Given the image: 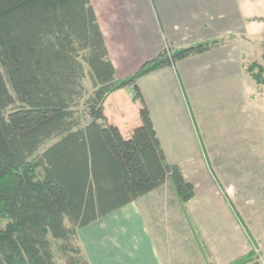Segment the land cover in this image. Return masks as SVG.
<instances>
[{
    "label": "trees",
    "instance_id": "1",
    "mask_svg": "<svg viewBox=\"0 0 264 264\" xmlns=\"http://www.w3.org/2000/svg\"><path fill=\"white\" fill-rule=\"evenodd\" d=\"M225 41L167 45L118 79L90 0H0V264H58L57 252L65 264H90L80 229L167 182L182 203L194 199V184L166 158L138 81ZM243 68L264 85L263 64ZM128 87L142 121L130 139L104 114L106 99Z\"/></svg>",
    "mask_w": 264,
    "mask_h": 264
},
{
    "label": "rangeland",
    "instance_id": "2",
    "mask_svg": "<svg viewBox=\"0 0 264 264\" xmlns=\"http://www.w3.org/2000/svg\"><path fill=\"white\" fill-rule=\"evenodd\" d=\"M242 6L243 13L264 16V0H242ZM242 34L255 41L264 36V23L244 24ZM261 43L256 53L246 55L243 63L258 61L264 65V40ZM242 79L243 113H221L218 101L209 100L201 87L196 92L185 90L184 80L179 98L173 86L170 91L178 101L177 113H153L160 118L159 130L169 161L181 166L185 179L194 184L196 196L182 203L167 182L141 198L134 209L140 212L138 221L146 223L153 233L159 253V260L148 264H230L251 251L255 252L251 264H264V85H257L245 70ZM86 85L90 88L88 81ZM255 86L259 113H246L249 105L251 111L255 110ZM135 93L133 87H128L116 92L112 99L141 107L133 99ZM152 93L148 96L155 104L165 102V94L158 99L157 92ZM107 223L108 219L101 220L92 232H105ZM84 240L82 244L88 250ZM99 250L107 254L122 250L119 253L133 255L138 248L135 245ZM143 257L132 261L143 263ZM56 259L58 264H65L58 252ZM127 260L128 257L109 255L105 262L90 263L122 264Z\"/></svg>",
    "mask_w": 264,
    "mask_h": 264
},
{
    "label": "crops",
    "instance_id": "3",
    "mask_svg": "<svg viewBox=\"0 0 264 264\" xmlns=\"http://www.w3.org/2000/svg\"><path fill=\"white\" fill-rule=\"evenodd\" d=\"M90 1L118 79L138 71L167 45L179 48L196 42L226 38L223 44L204 54L181 60L176 66L154 71L138 81L157 136L170 164L179 165L177 162L169 161L166 144L159 130L161 121L153 113H177L175 104L178 101L174 100V96L170 93L172 86L174 92H179L174 93L179 98L183 92L182 81L184 80L185 90L196 92L201 87L209 100L218 101L221 113H243L241 109L243 60L247 54L256 53L264 40V36L257 37L255 41L243 36V25L258 21L264 23V16H256L250 12H244V14L242 0ZM179 73L184 76L182 81L183 77L179 76ZM254 82L257 84L256 81ZM256 88L255 86V110L251 111L252 106L249 105L250 110L246 113H259ZM122 90L124 89L116 92ZM116 92L106 99L104 114L110 124L117 126L125 138L130 139L136 132L140 133L142 128L140 107L139 105L133 107L119 99H112ZM156 92L158 99L165 94V102L155 104L156 102L149 98V94L155 95ZM182 108L184 109V104ZM141 198L104 217L103 219H108L104 227L105 232H92L93 227L103 219L78 231L79 245L83 253L86 251L87 256L85 253L84 255L89 263L92 260L105 262L109 255L128 257L125 261L128 264H134L132 260L142 256L144 257L141 259L144 261L140 260L144 264L159 260L156 248L158 245L153 233L150 232L146 223L138 221L140 212L135 209ZM83 238L88 242L86 244L88 250L82 244ZM135 245L138 250L133 255L119 253L122 250L114 253V249L112 250V247L116 246L119 248L121 246L122 249L124 246L127 248L135 247ZM141 246H143L142 249ZM102 247L111 248L112 251L107 254L99 250ZM96 256L98 258H95ZM143 263L140 262V264Z\"/></svg>",
    "mask_w": 264,
    "mask_h": 264
}]
</instances>
